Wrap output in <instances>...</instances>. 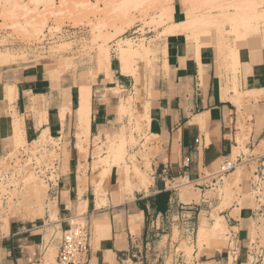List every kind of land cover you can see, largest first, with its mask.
<instances>
[{
    "label": "crops",
    "instance_id": "0c3cea01",
    "mask_svg": "<svg viewBox=\"0 0 264 264\" xmlns=\"http://www.w3.org/2000/svg\"><path fill=\"white\" fill-rule=\"evenodd\" d=\"M183 19L180 2L173 0V23ZM249 36L245 48L237 53L238 65L220 55L213 39L197 45L183 34L164 37L160 67L140 101L148 104L144 132L154 138L151 146L157 148L149 163L152 181L132 194H121L117 170L112 167L103 185L106 204L104 195L96 191L99 183L93 185L97 171L91 166L92 149L88 148L84 159L74 145L78 126L85 121L77 116L82 87H90L89 141H104L120 131L122 121L115 113V97L109 93L113 87L104 81L105 70L97 69L98 57L88 77L75 82L65 74L60 76V72L51 77L43 65L32 64L31 60L0 66V157L15 143L14 116L23 127L22 137L27 145L37 141L43 131L61 142L64 148L59 153L57 181L48 186L47 205L56 206V220L49 218L47 207L45 213L49 225L55 224V230L62 232L66 223L77 217L78 207L86 202V212L78 218L85 220L91 236L84 264H188L177 249L181 240L188 241L194 234L192 264H250L248 246L252 225L259 216L255 208L245 200L241 205L234 201L219 210L224 206L219 197H205L214 184L211 175L238 148L241 127L245 130V144L236 157L247 160L248 171L251 165L260 170L264 159V155L254 154L264 143V38ZM112 67L110 59L111 81L115 79L112 84L131 85L129 77ZM5 87L16 89L11 105L3 97ZM62 109H66L63 122ZM80 165H86L85 172L79 171ZM83 175L87 185L80 195L77 178ZM187 185L199 192L198 202L182 201L178 188ZM97 196L102 201L96 208ZM216 210L227 225L230 239L225 244L224 238L209 240L198 249V229ZM45 227L42 219L11 217L8 233H0V263L39 260L43 264ZM94 227H99L97 233ZM257 264H264V259Z\"/></svg>",
    "mask_w": 264,
    "mask_h": 264
},
{
    "label": "rangeland",
    "instance_id": "374dc122",
    "mask_svg": "<svg viewBox=\"0 0 264 264\" xmlns=\"http://www.w3.org/2000/svg\"><path fill=\"white\" fill-rule=\"evenodd\" d=\"M5 1H0V53L9 52L14 55V57L16 56V62L11 64L27 63L31 60L32 64L43 65L51 77H57L58 72H60V76L65 74L75 82L77 80L80 81L81 77H88V71H93L95 69L97 65V55H100L99 53H102V51H107V53L110 54V59L113 64L112 68L114 70L118 69V73L121 74L115 55V49L117 45H120L126 40L134 47L142 44L144 47L146 46V48L152 50L150 61L148 58V63L141 58H135L131 61L132 64L129 63L131 69H137L136 71L139 74L138 80H136L135 76L130 72H127L129 74L126 73V75L122 72L124 74H121L122 76L131 79V85L127 83V87H120L117 83L112 84V81H115V79L113 78L111 81V75L108 73L111 71V68L110 71H105L106 77L104 81L110 82L111 84H109V87H113V89L109 90V93L115 97V104H117L115 113L120 121H122L120 127L124 128V132L126 136H128L127 142L123 146L124 148H121L123 156L121 155L120 158L117 159V163L119 164H111L109 167V165L106 166L102 162L103 158L110 155L108 146L111 138L115 135L105 138L104 141L103 139L101 140V138H95L93 141H89V134H81L82 129L79 127L74 135V145L76 149L78 145L85 148V151H83L84 153L80 152L84 159L88 153V148L90 147L92 149L91 166L93 171H97V177L93 185L95 187L94 183H99L96 185V191L98 194L104 195L105 204L106 193L103 185L112 167L117 170L118 186L121 194H132L134 190L139 191L145 188L144 186H138V177L133 171L134 163L141 171H145L150 175L146 160H148L149 164L156 154L157 148L151 146L154 142V138L147 137L144 132V121H148V104H142L140 101L142 93L150 88L153 75L160 67L161 55L163 53L162 41L164 37L172 35L168 34L166 29L169 24L173 23V0ZM48 1L51 2L48 3ZM178 1L184 11L183 20L196 16L200 18V21L193 29H186L178 34H183L189 40L196 41L194 34L199 32H210V40L213 39L217 41L220 55H226L228 60L231 59L230 61L237 62V47L240 46L241 43L244 44L241 48H245V39H242L239 31L236 32L237 29L241 30L242 27L257 28L258 33L253 34L254 31H252L250 35H258L264 38V0H256L257 2L254 0L253 4L256 2L255 8L250 5L252 3L249 4L252 0ZM211 6H214V8L212 9ZM216 8L218 10H216ZM219 8H221V10H219ZM254 13L259 14L257 17L259 21L252 26H248L250 22L248 19H251V17H248L252 16ZM244 16L245 18H242ZM244 19L247 26H243L244 24H242V20ZM238 20H240L239 22L241 23H239ZM247 20L249 22H246ZM234 22H236V24H234ZM240 24L242 25L241 27ZM63 27H78L81 29L82 35L73 40H63L53 43L49 45V48H47L44 53H40L31 48L32 44L40 41V38L43 36V31L47 28H49L50 31H59ZM219 33H222L223 37L220 36L224 38V42L228 43L227 51L219 46L218 41L222 40ZM248 38H250L249 35ZM232 48H235L234 51ZM228 51H231V53L228 54ZM236 64L238 65V62ZM98 70H104V68L101 66ZM90 102L91 98L89 100L80 98L79 89L77 116H82L85 121L87 115L90 117ZM121 106H123V111L120 109ZM68 112L69 110L67 109V113ZM244 131V128L241 127V137H238L237 140L238 148L234 150L231 158L233 161L235 157L239 155V151L244 147ZM116 135H119V133ZM15 144L16 145L11 144V150L0 157V173L6 174L5 181L0 186V233L2 234L8 233V226H6V224H9L11 217L19 216L29 220L39 219L36 214L34 215L35 212H30V210L26 211L29 207L25 208L23 206L25 201L22 203L23 200H25V198L22 197H25L27 191L25 187H29L32 184L47 185L35 174L33 168L30 166L31 161L34 160L38 164L51 163L53 160L59 159V153L63 151L64 148L59 140L51 139L48 134L33 145L23 143ZM115 149H119L118 146L117 148L115 146ZM24 153H28V155L21 158ZM254 154L264 155V143L257 148ZM130 156H132L134 160ZM142 157H144L145 160L142 159ZM126 158H128V160ZM122 162L125 164H122ZM126 164L128 166L127 168L130 169L128 173L125 172ZM80 167L79 171L84 170L82 172H85L86 165H80ZM238 167H236V169H240L241 171L239 174V182L236 184L233 183L236 177L234 174L236 171L235 169L230 174L223 177L221 181H217L215 186L212 185V190L205 194L206 198L219 197L221 199L224 206H221L219 210L229 206L234 201L241 205L242 201L245 200L249 201L251 207L257 208L255 197L259 193L256 194L252 188V184H254L256 180V178L253 177V173L256 171L257 166L251 165L250 171H248L246 165L243 163ZM229 186L230 191L228 193L226 189ZM128 187L131 193L128 192ZM178 189L181 196H184V198L182 197V201H199V192H195L192 185L181 186ZM4 196H6L5 200H3ZM260 197H264V190L261 192ZM98 198L101 200L100 196H98ZM239 198L241 200H239ZM48 201L49 197L47 191L45 210L49 205H47ZM24 205L26 206L27 204L25 203ZM217 210L212 212L210 219L207 221L204 220V223L200 226V228L205 230L204 240L201 241V245L207 243L209 240H222L223 238V244H225L230 239L227 225L225 231L220 233V235H213V237L215 236L214 238L211 235L212 226L215 225L216 222H221L223 220L216 214ZM48 220L47 213L44 211L42 221L46 223L45 228H47V231L45 232L44 241L47 243V246L43 251L44 255L42 256V260L43 264H45V262L47 264H56L55 257L58 251L61 232L55 230V224L49 225ZM74 222V224L77 225H86L84 219L75 220ZM199 230L200 229H198L197 242H199ZM193 238L188 239V241L181 240L180 246L177 249L178 252L184 254L188 264H192L193 262L192 255L196 241L195 234ZM176 239L177 234L175 232L174 240ZM255 239H257V241L260 240V243L264 246V215H259L257 221L252 225V240ZM198 244L197 248L200 249L202 246L200 247ZM48 252L50 254H48ZM49 256L52 259L49 258ZM128 264L131 263L129 262ZM166 264L171 263L168 261Z\"/></svg>",
    "mask_w": 264,
    "mask_h": 264
},
{
    "label": "bare ground",
    "instance_id": "6f19581e",
    "mask_svg": "<svg viewBox=\"0 0 264 264\" xmlns=\"http://www.w3.org/2000/svg\"><path fill=\"white\" fill-rule=\"evenodd\" d=\"M1 1V0H0ZM5 1V0H4ZM9 0H6L5 2H8ZM256 1V0H255ZM51 2V1H50ZM49 1H48V3H50ZM52 2H53V0H52ZM257 2V1H256ZM256 2H255V4H256ZM250 3H252V4H250ZM254 3V0H252L251 2H249V4L250 5H252L253 7L254 6H256L255 4H253ZM53 4V3H52ZM252 6H249V7H252ZM212 7V6H211ZM214 8V6L212 7V9ZM255 8V7H254ZM216 10H218L217 8H216ZM219 10H221V8H219ZM221 12V11H220ZM220 14V13H219ZM237 14V13H236ZM240 14V13H239ZM239 14H238V17H239ZM243 14H245V13H243ZM223 15V14H222ZM232 15V14H231ZM234 15H235V13H234ZM241 15V14H240ZM246 15V14H245ZM258 15L259 14H257V13H254L252 16H249L248 18H250L251 17V19H248L246 22H249L248 23V26H252L253 24H255V23H257V21H259V18L257 19V17H258ZM237 16V15H236ZM248 16V15H247ZM229 17V16H228ZM242 18H245V16L244 17H242ZM247 18V17H246ZM165 19V18H164ZM230 19V18H229ZM232 19V18H231ZM233 20V19H232ZM200 21V18L199 17H192V18H188V19H186V20H183V21H181L180 23H172V24H169V26H168V28L166 29V32L168 33V34H178L179 32H181V31H184V30H186V29H193L194 27H195V25L198 23ZM231 21V20H230ZM240 20H238V22H239ZM243 22H242V24H244L243 26H245L246 24H245V19L244 20H242ZM237 22V21H236ZM236 22H234V24H236ZM239 23H241V22H239ZM238 23V24H239ZM242 25L240 24V27H241ZM247 26V25H246ZM260 26V25H259ZM262 26V25H261ZM238 28V27H237ZM257 30V31H256ZM237 31H239V33L241 34L240 36L242 37V39H245L246 40V38H247V36L248 35H250V34H252V31H254V33L253 34H257L258 33V29L257 28H253V27H249V28H245V27H242L241 28V30L239 29H237L236 30V32ZM264 31V30H263ZM221 32V31H220ZM223 33V32H222ZM222 33H219V36L221 35L222 36ZM195 35V36H194ZM193 36H194V38L196 37V41H194V42H196L198 45H200V44H203V43H205V42H209V40H210V32H199V33H196V34H194ZM220 36V37H221ZM223 37V36H222ZM221 37V38H222ZM238 38H239V34H238ZM224 38H222V40L221 41H218V43H219V46H221L224 50H228V43L227 42H224V40H223ZM195 40V39H194ZM217 42V41H216ZM246 45V44H245ZM236 46V45H235ZM244 46V44L243 43H241V45L240 46H238L237 47V51H239V49L241 48V47H243ZM63 48V47H62ZM236 48V47H235ZM234 48V49H235ZM233 49V48H232ZM231 49V50H232ZM234 49H233V51H234ZM230 50V49H229ZM115 55H116V57H117V59H118V63H120V70H121V74H125L126 75V73L127 72H130L133 76H135V78H136V80H138L139 79V74H138V72L136 71L137 69H135V70H133V69H131L130 68V65H129V63L130 64H132V62L131 61H133L135 58H141V59H143V60H146L147 61V63H148V58H149V56H150V50H149V48H146V46L144 47V45H142V44H139V45H137L136 47H134V46H132L127 40L126 41H124V42H122L120 45H117V48L115 49ZM224 52V51H223ZM229 53H231V51L229 52L228 51V54ZM100 55H97V57H98V62H99V67H103L104 68V70L105 71H110V54H108L107 53V51H102V53H99ZM233 54V53H232ZM230 56V55H229ZM233 56V55H232ZM230 59V58H229ZM16 56L14 57V55H12V54H10L9 52L7 53V52H3V53H0V66H4V65H8V64H11V63H15L16 61ZM25 60V59H24ZM231 60V59H230ZM237 63V62H236ZM233 65V64H232ZM148 66V65H147ZM231 66V65H230ZM133 68V67H132ZM233 68V67H232ZM99 69V68H98ZM132 71H131V70ZM147 71V70H146ZM236 71V70H235ZM123 72V73H122ZM109 73V72H108ZM123 74V75H124ZM127 74H129V73H127ZM130 74V75H131ZM235 89V88H234ZM4 91H5V94H4V98H5V102L7 103V104H9V105H11L12 104V102L15 100V98H16V89H15V87H5V89H4ZM3 91V92H4ZM235 93H237L236 91H235ZM252 93H254L253 91H252ZM257 93V92H256ZM259 93H261V91L259 92ZM238 94V93H237ZM247 94H249V93H247ZM241 95H242V93H241ZM256 95H258V94H256ZM237 96V95H236ZM249 96H251V95H249ZM252 96H253V94H252ZM80 98L81 99H86V100H89L90 98H91V95H90V87H82V88H80ZM236 99H237V97H235ZM241 98V97H240ZM238 99H239V96H238ZM240 100V99H239ZM235 101V100H234ZM236 102H238L237 100H236ZM9 108V107H8ZM14 109V108H13ZM120 109L123 111V106H121L120 107ZM66 112V109H62L61 110V112H60V119H61V121L63 122L64 121V119H65V113ZM13 114V113H12ZM15 114V113H14ZM15 118H14V128H13V135L15 136L14 138L16 139V140H14V142L15 143H23V144H26V142L24 141V139H23V135H22V132H23V127H21V123H20V121H19V119L16 117V116H14ZM40 117V116H39ZM39 122H38V124L40 123V119L38 120ZM89 125H90V117H89V115H87V118H86V121H84V123H82V124H79V128H81L82 129V133L81 134H89ZM84 129V130H83ZM24 134V133H23ZM47 135V131H43V132H41V134H40V136H39V138H37V141H35V142H33V143H31L30 145H33V144H35V143H37L38 142V140H40L41 138H43V137H45ZM82 138V137H81ZM127 139H128V136H126V134H125V132H124V128L123 127H120V132H119V135H115V136H113L112 138H111V141H110V144H109V146H108V148H109V151H110V155L108 156V157H105V158H103L102 159V162H103V164L104 165H109V167L111 166V164L112 165H118L119 163H117L118 161H117V159H119L120 158V156L123 154L122 153V149L121 148H124L123 146H124V144H126V142H127ZM133 139V138H132ZM14 143V144H15ZM16 145V144H15ZM18 146V145H17ZM115 146H116V148H117V146H118V148L119 149H115ZM84 149V150H83ZM114 149H115V151H114ZM121 152H120V151ZM77 151H78V153H80V152H83V151H85V148L83 147V146H77ZM124 151V150H123ZM118 152V153H117ZM84 153V152H83ZM138 153V152H137ZM120 154V155H119ZM130 154V153H129ZM141 154V153H140ZM80 155H81V153H80ZM119 155V156H118ZM143 155H145V154H143ZM117 156H118V158H117ZM123 156V155H122ZM140 156H142V155H140ZM148 156H149V154H148ZM147 156V157H148ZM132 159H133V157L132 156H130ZM129 158V157H128ZM128 158H126L127 160H128ZM121 159H122V157H121ZM142 159H144V157H142ZM134 160V159H133ZM145 160V159H144ZM147 161V169L149 170V172H150V167H149V164H148V160H146ZM134 162V161H133ZM133 162H132V164H133ZM122 164H125L124 162H122ZM83 166V165H82ZM128 166H127V164H126V169H125V172L126 173H128L129 171H130V169L129 168H127ZM238 167V166H237ZM84 168V167H83ZM239 168V167H238ZM80 169H81V167H80ZM145 170V169H144ZM82 171H84V170H82ZM81 171V172H82ZM133 171H134V173H135V175H137V177H138V186H144V187H147L150 183H151V181H152V179H151V177H150V175L147 173V172H145V171H141L138 167H137V165H135V163H134V167H133ZM240 169L238 170V169H236V171L234 172V174L236 175V177H235V179H234V181H233V183L234 184H236L237 182H239V180H240V176H239V174H240ZM151 173V172H150ZM242 174V173H241ZM28 180V179H27ZM77 180H78V185H79V189H78V193L80 194V195H82V193L85 191V189H86V185H87V180H86V177H85V175H83V176H80V177H78L77 178ZM25 183H27V182H25ZM29 183V182H28ZM26 185V184H25ZM30 185V184H29ZM29 185H27V186H29ZM25 188H27V191H26V194H25V197H22V198H25V200H23V202L22 203H24V201H25V203L28 205H24L23 204V206L25 207V208H28L29 207V209L27 210L26 209V211H29L30 210V212L32 211V212H35L34 213V215L36 214L37 215V217L39 218V219H43V217H44V211H45V200L47 199V191H48V187H47V185H45V186H42V185H38V184H36V185H30L29 187H25ZM24 188V189H25ZM23 189V190H24ZM226 191L229 193V191H230V186L226 189ZM226 192V193H227ZM77 193V194H78ZM80 195H78V197H81ZM187 195V194H186ZM183 198H184V196H182ZM187 197V196H186ZM95 199H97V203H96V208L97 207H99V205H100V202L102 201V200H100L99 198H98V196L95 198ZM53 203H55V202H53ZM230 203V202H229ZM228 203V204H229ZM56 204V203H55ZM80 204V203H79ZM102 206V205H101ZM48 210H47V212L49 211V218H51L53 221H54V219H55V214H56V206L54 205V204H49L48 206ZM85 212H86V202H82V204L80 205V207H78V212H77V217L76 218H71L70 219V221L72 222V224H74L75 222V220H78V218L79 217H81L83 214H85ZM221 219H223V218H221ZM56 220V219H55ZM6 226H8V228H9V224H6ZM225 228H226V224H225V222H224V220H222L221 222H216V224L215 225H213L212 226V229H211V235H212V237H213V235H220V233H222L223 231H225ZM97 229H99V227H94V231H95V233H97ZM200 230H199V242H197V244H198V246H202L201 244V241L202 240H204L203 238H204V236H205V230L203 229V228H199ZM215 237V236H214ZM213 237V238H214ZM218 238V237H217ZM204 242V241H203ZM206 242V241H205ZM48 250V249H47ZM46 254V253H45ZM48 254H50L49 252H48ZM49 258H51L50 256H49ZM48 259V258H47ZM52 259V258H51ZM50 260V259H49ZM49 262V261H48ZM54 262V261H53ZM45 264H47L46 262H45Z\"/></svg>",
    "mask_w": 264,
    "mask_h": 264
},
{
    "label": "built area",
    "instance_id": "2783aa9c",
    "mask_svg": "<svg viewBox=\"0 0 264 264\" xmlns=\"http://www.w3.org/2000/svg\"><path fill=\"white\" fill-rule=\"evenodd\" d=\"M82 31L80 28H61L59 31H50L49 28L43 31V36L40 41L31 45V48L40 53L46 52L49 45L63 40H73L81 37ZM28 153L22 154L26 157ZM247 163L246 159L236 157L235 160H224L219 169L211 175L213 185L217 181H221L223 177L230 174L236 169L237 166ZM30 166L33 168L35 174L40 177L47 186H51L57 181L59 160H53L51 163L41 164L31 161ZM6 174L0 173V186L5 181ZM253 177L256 178L252 184L253 191L257 194L255 197L257 208H255L258 215H264V197H260L261 192L264 190V159L261 162L260 170L254 171ZM6 199L4 196L3 200ZM66 230L61 232L59 239L58 251L55 257L56 264H84L87 258L90 245V231L87 225L72 224L68 221ZM264 259V248L259 244L257 239L250 240L248 246V262L250 264L260 263ZM1 264V263H0ZM26 264H41L39 260H29Z\"/></svg>",
    "mask_w": 264,
    "mask_h": 264
},
{
    "label": "trees",
    "instance_id": "16d2710c",
    "mask_svg": "<svg viewBox=\"0 0 264 264\" xmlns=\"http://www.w3.org/2000/svg\"><path fill=\"white\" fill-rule=\"evenodd\" d=\"M75 102V101H74Z\"/></svg>",
    "mask_w": 264,
    "mask_h": 264
}]
</instances>
